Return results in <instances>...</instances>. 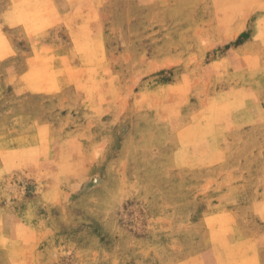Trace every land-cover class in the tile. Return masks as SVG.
<instances>
[{"label":"rangeland","instance_id":"obj_1","mask_svg":"<svg viewBox=\"0 0 264 264\" xmlns=\"http://www.w3.org/2000/svg\"><path fill=\"white\" fill-rule=\"evenodd\" d=\"M0 264H264V0H0Z\"/></svg>","mask_w":264,"mask_h":264},{"label":"bare ground","instance_id":"obj_2","mask_svg":"<svg viewBox=\"0 0 264 264\" xmlns=\"http://www.w3.org/2000/svg\"><path fill=\"white\" fill-rule=\"evenodd\" d=\"M13 1V0H12ZM83 37H85V35L83 36ZM82 37V38H83ZM84 39V38H83ZM84 41V40H83ZM65 51V50H64ZM89 55V54H88ZM87 59V58H86ZM58 60V59H57ZM37 61V60H36ZM87 62V61H86ZM50 63V62H49ZM49 71V70H48ZM55 72V71H54ZM66 73H68V72H66ZM50 75V74H49ZM26 77V76H25ZM62 77V76H61ZM63 78V77H62ZM37 79V78H36ZM41 79V78H40ZM65 79V78H64ZM64 79H62L63 81H64ZM53 80V79H52ZM58 81H59V79H58ZM43 83V82H42ZM44 85V84H43ZM50 85H51V82H50ZM45 86V85H44ZM51 87V86H50Z\"/></svg>","mask_w":264,"mask_h":264}]
</instances>
